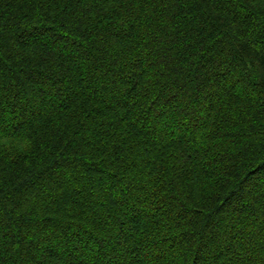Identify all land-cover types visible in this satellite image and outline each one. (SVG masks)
Masks as SVG:
<instances>
[{"label": "trees", "instance_id": "16d2710c", "mask_svg": "<svg viewBox=\"0 0 264 264\" xmlns=\"http://www.w3.org/2000/svg\"><path fill=\"white\" fill-rule=\"evenodd\" d=\"M0 264H264V0H0Z\"/></svg>", "mask_w": 264, "mask_h": 264}, {"label": "clouds", "instance_id": "9594fccd", "mask_svg": "<svg viewBox=\"0 0 264 264\" xmlns=\"http://www.w3.org/2000/svg\"><path fill=\"white\" fill-rule=\"evenodd\" d=\"M9 146H14L18 152H26L31 147V141L28 140L23 134H21L16 140H12L10 137H4L0 135V148L10 150Z\"/></svg>", "mask_w": 264, "mask_h": 264}]
</instances>
